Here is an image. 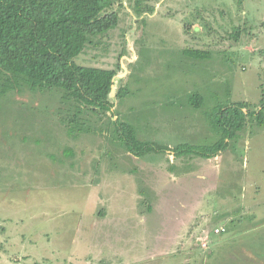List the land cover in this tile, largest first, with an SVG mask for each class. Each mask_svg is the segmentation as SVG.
I'll return each instance as SVG.
<instances>
[{"label":"rangeland","instance_id":"rangeland-1","mask_svg":"<svg viewBox=\"0 0 264 264\" xmlns=\"http://www.w3.org/2000/svg\"><path fill=\"white\" fill-rule=\"evenodd\" d=\"M110 11L118 27L75 59L117 73L111 111L79 115L86 132L69 135L77 110L58 89L0 100V264H264V126L248 118L213 158L173 153L218 140L214 106L261 108L264 0H115ZM117 119L168 150L128 152Z\"/></svg>","mask_w":264,"mask_h":264},{"label":"trees","instance_id":"trees-1","mask_svg":"<svg viewBox=\"0 0 264 264\" xmlns=\"http://www.w3.org/2000/svg\"><path fill=\"white\" fill-rule=\"evenodd\" d=\"M115 0H0V100L9 93L20 94L24 87L32 91L58 89L63 99L77 111L65 121L70 136L86 132L79 115L84 110L111 111V94L116 71L78 65L79 57L93 39L118 27L120 17L111 12ZM135 13H143L141 1ZM151 11V9H148ZM239 29L232 34L237 39ZM195 59L208 58L207 53L185 50ZM123 89L117 97H124ZM264 95V93H263ZM264 99V97H263ZM196 109L203 106L198 92L188 96ZM245 103L214 106L209 122L218 140L209 145L182 143L173 148L176 158H213L231 141H237L248 118L264 126V100L258 111L246 113ZM114 133L126 150L142 157L164 153L168 149L139 138L136 129L119 119L113 121ZM167 149V150H166Z\"/></svg>","mask_w":264,"mask_h":264},{"label":"built area","instance_id":"built-area-1","mask_svg":"<svg viewBox=\"0 0 264 264\" xmlns=\"http://www.w3.org/2000/svg\"><path fill=\"white\" fill-rule=\"evenodd\" d=\"M220 232H221V233L225 232V229H218V230H216V233H220ZM221 233H220V234H221Z\"/></svg>","mask_w":264,"mask_h":264},{"label":"water","instance_id":"water-1","mask_svg":"<svg viewBox=\"0 0 264 264\" xmlns=\"http://www.w3.org/2000/svg\"><path fill=\"white\" fill-rule=\"evenodd\" d=\"M115 80V79H114Z\"/></svg>","mask_w":264,"mask_h":264}]
</instances>
